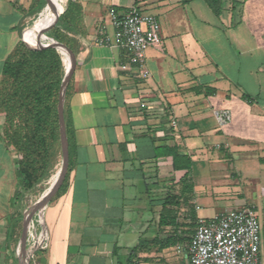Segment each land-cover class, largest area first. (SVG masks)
I'll return each mask as SVG.
<instances>
[{"label":"crops","instance_id":"0c3cea01","mask_svg":"<svg viewBox=\"0 0 264 264\" xmlns=\"http://www.w3.org/2000/svg\"><path fill=\"white\" fill-rule=\"evenodd\" d=\"M80 2L82 24L70 34L74 168L66 192L40 215L35 239L28 235L31 264H190L198 220L243 208L261 214L264 243V0H224L220 16L207 4L205 15L196 0ZM32 3L0 0V83L32 28ZM133 8L160 20L162 44L126 72L109 12ZM104 36L110 42L100 45ZM170 148L191 158L189 172L174 169ZM17 162L0 137L3 228ZM244 181L256 183L259 205ZM220 202L232 207L219 213ZM20 241H0L18 264Z\"/></svg>","mask_w":264,"mask_h":264},{"label":"trees","instance_id":"16d2710c","mask_svg":"<svg viewBox=\"0 0 264 264\" xmlns=\"http://www.w3.org/2000/svg\"><path fill=\"white\" fill-rule=\"evenodd\" d=\"M48 1L33 0L29 11L43 10ZM204 1L217 16L221 15L224 0ZM55 4L60 12H65L43 33L66 46L74 55L76 41L70 34L77 33L78 26L82 24V4L80 0H58ZM26 35L24 39L29 45L21 41L15 47L4 64L0 83V137L18 156L16 175L20 190L15 192V197L32 192L48 181L58 165L59 154H62L58 105L66 73L63 56L55 48L36 47L42 38L37 35L35 27L27 29ZM71 90L72 78L64 110L70 151L69 170L52 201L66 192L74 168L76 140L70 109ZM169 155L173 157L175 170H191L192 160L188 155H181L176 148H170ZM168 203H171L169 199ZM17 229L14 227L12 230L16 242L19 240Z\"/></svg>","mask_w":264,"mask_h":264},{"label":"built area","instance_id":"2783aa9c","mask_svg":"<svg viewBox=\"0 0 264 264\" xmlns=\"http://www.w3.org/2000/svg\"><path fill=\"white\" fill-rule=\"evenodd\" d=\"M109 18L126 57L120 69L126 72L140 70L148 50L162 44L159 19L136 8L126 13L111 10ZM109 42L106 36L98 41L100 45ZM219 118L225 122L230 115L223 113ZM38 223L33 219L29 241L35 239ZM2 231L0 223V241ZM188 257L190 264H264L263 228L258 214L253 209L243 208L212 219H199L188 245Z\"/></svg>","mask_w":264,"mask_h":264},{"label":"rangeland","instance_id":"374dc122","mask_svg":"<svg viewBox=\"0 0 264 264\" xmlns=\"http://www.w3.org/2000/svg\"><path fill=\"white\" fill-rule=\"evenodd\" d=\"M196 4H198L201 7V11H204V14L207 15V13L209 11H208V7L206 6V4L202 0H196ZM36 12H34L31 15L29 28L33 26V22H36L40 18L39 29L43 32V30L48 25L52 24L56 20V14L60 13V9L57 7L56 4L51 5V10L47 14L49 17L47 15H42V16L39 17L38 15L35 14ZM160 24H161V22H160ZM45 42H48V41H45ZM61 164H62V154L60 153L59 156H58V165H57L56 169L54 170L52 176L56 175L58 170L61 168ZM55 178L56 177H54V179L51 181V184L53 183ZM244 184H247L249 186V189H250L249 194H250L251 197H253V198H251L249 200L250 204L251 205H259L261 198H260L259 191L255 192L256 183L255 182H251V181H248V182L244 181ZM49 186H50V184L48 183V181H46V182L42 183L41 185H39L38 187H36V189L33 190L32 192L25 193V194L24 193L23 194H17L16 197H15V195L13 196V198L11 199V202H10V206L8 208V210L10 211V215L11 216H9L7 224L3 228V231H2L4 245H6V246L9 245L10 246V245H14L15 244L16 241H15V239L13 237V231H12L14 229V227L15 228L18 227V229L16 231V237H18L19 240L21 239L22 233H23V227H24V214L39 200V198L49 188ZM19 190H20V188L17 185V191L19 192ZM257 198H260V199H258L259 203L257 202ZM225 207H227L226 209H230L232 207V203H230V202H228V203L227 202H220V206L218 208V212L219 211H224ZM258 208H259V211H261V208L259 206H258ZM40 215L41 214H37L34 217V222H36V223L41 222L42 223V220H41L42 217L40 218ZM259 216H260V218L262 220L261 214H259ZM20 220H21V223L19 222ZM30 246H32V243H31ZM5 248L2 247L0 249V263L1 264H18L16 259L6 255Z\"/></svg>","mask_w":264,"mask_h":264},{"label":"water","instance_id":"95a60500","mask_svg":"<svg viewBox=\"0 0 264 264\" xmlns=\"http://www.w3.org/2000/svg\"><path fill=\"white\" fill-rule=\"evenodd\" d=\"M52 0L48 1V4ZM47 4V5H48ZM65 10L56 14V19L59 18ZM35 27V23L32 28ZM44 35V33H42ZM48 38V42H39L36 47H51L57 49L61 55L63 56V61L66 67V73L63 80V84L60 91L59 96V123H60V131H61V142H62V164L61 168L56 173V178L52 184H50L49 188L43 193V195L39 198V200L24 214V227L23 233L20 241V249L22 252V262L21 264H31V258L33 253H29L27 249V241L29 230L31 227V223L34 217L37 214H42L45 208L50 204L54 196L57 194L68 174L69 163H70V151H69V141L67 137L66 131V123H65V102L66 95L68 90V85L73 76V72L75 69V59L73 53L64 45L54 41L53 39ZM23 42L27 43L24 39ZM29 45V44H28ZM65 57L67 58V62L65 61Z\"/></svg>","mask_w":264,"mask_h":264},{"label":"bare ground","instance_id":"6f19581e","mask_svg":"<svg viewBox=\"0 0 264 264\" xmlns=\"http://www.w3.org/2000/svg\"><path fill=\"white\" fill-rule=\"evenodd\" d=\"M58 0H52L43 10L41 11H38L36 12L35 14L38 15L39 17L42 16V15H47L50 10H51V5L55 4ZM48 16V15H47ZM49 17V16H48ZM39 21L40 19H38L36 22H35V31L37 33L38 36H40L42 39H41V42H45V41H48V38L46 35H43L42 31L39 29ZM25 36H27L25 34ZM67 58L65 57V61L67 62L66 60ZM54 177H56V175L52 176L49 180H48V183L51 184V181L54 179ZM47 187V186H46ZM47 189V188H46ZM36 243V242H35Z\"/></svg>","mask_w":264,"mask_h":264}]
</instances>
